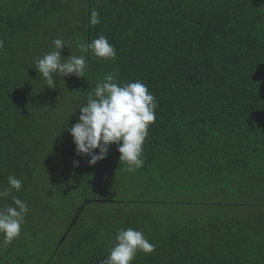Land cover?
I'll use <instances>...</instances> for the list:
<instances>
[{"label":"trees","instance_id":"trees-1","mask_svg":"<svg viewBox=\"0 0 264 264\" xmlns=\"http://www.w3.org/2000/svg\"><path fill=\"white\" fill-rule=\"evenodd\" d=\"M71 5L0 0V191L9 176L19 178L22 189L12 195L30 209L0 257L102 264L116 232L131 227L155 244L134 264H264V0H78L77 11L63 12ZM101 34L117 50L114 61L89 53L85 78L54 77L56 87H46L34 66L56 50L53 40L66 42L68 58ZM114 69L122 84L139 80L158 102L135 173L120 164L115 144L90 166L71 134L68 145L58 137ZM59 148L69 169L47 172L45 197L31 194ZM115 187L124 198L109 202L103 194ZM10 205L11 196L0 199ZM72 212L65 233L73 243L44 259L38 238L27 237L35 215L62 221Z\"/></svg>","mask_w":264,"mask_h":264},{"label":"clouds","instance_id":"clouds-1","mask_svg":"<svg viewBox=\"0 0 264 264\" xmlns=\"http://www.w3.org/2000/svg\"><path fill=\"white\" fill-rule=\"evenodd\" d=\"M99 23L100 14L93 9L90 24L95 26ZM52 43L56 50L37 58L34 66L48 88L56 87L54 77L74 75L85 78L86 71H90L89 53L104 61H114L117 56L115 46L102 34L89 43L77 45L80 55L71 54L68 58L62 56V50L68 48L63 39H55ZM3 47L4 42L0 40V49ZM87 93V102L78 108V122L68 129L76 145V154L89 156V165L95 166L106 159L110 146L115 144L120 153V164L127 166V172L135 173L145 163L144 145L158 108L155 95L139 80L122 84L118 69L106 73L102 81ZM96 149H99L98 154ZM74 166L78 167L79 162L75 161ZM22 186L19 178L9 176L8 187L0 191V199L9 196L12 199V205L0 207V249L9 247L20 237L30 211L25 201L12 195L13 190L20 192ZM154 251L155 244L142 230L121 228L116 232L115 242L102 264H134L138 253L148 255Z\"/></svg>","mask_w":264,"mask_h":264},{"label":"rangeland","instance_id":"rangeland-1","mask_svg":"<svg viewBox=\"0 0 264 264\" xmlns=\"http://www.w3.org/2000/svg\"><path fill=\"white\" fill-rule=\"evenodd\" d=\"M77 2L78 0H63V4L65 6L71 5L70 11L69 10H64L63 12H65L66 14H73L71 11H73V8L77 11ZM69 11V12H68ZM61 121V127L62 128L63 122ZM70 132L68 130H61V132L58 134V137H61V139L65 140L66 142L63 141V143H65V145H68L69 142H71V139L69 137ZM71 148V147H70ZM40 159H37V163L41 162L40 164H42L43 162L41 161V157H39ZM68 157L65 156V153L61 150V148L58 149L57 152L53 153L52 155H50L49 159L45 162V164L41 165V172L38 174L39 178H38V182L35 179V183L38 185L37 191H33L31 194L33 195H37V196H42L45 197L43 194L46 193L47 189L45 186L46 183L50 182V177L49 175H47V172L51 175V172H59V167L58 165L61 164V166L63 167V165H65L66 170L69 169V162H68ZM30 167V165H29ZM37 168V167H36ZM105 195V198H107L109 200V202H113L115 198H124V194L122 192H119V190L117 189V187L114 188V192L113 194L110 192L107 195ZM131 198V197H130ZM115 204V203H113ZM115 206V205H114ZM74 218V212H72L69 216H67L64 220L60 221V220H56L54 218V220L52 219V217H48V215L46 213H38V215H35V220H34V224H33V229L32 231L27 235V237H34L36 236L38 238L39 241V253L40 255L44 258V259H48V257L50 256V252L53 249V247L56 249L59 246H62V244H71L73 243V239L71 238H67L65 231L67 230L68 227H70L72 221ZM57 223H56V222ZM66 236V237H65ZM30 244V243H29ZM64 247V246H63ZM2 257L1 258V263L2 264H17V262L15 261H11L10 259H5L3 254H1ZM3 260V261H2Z\"/></svg>","mask_w":264,"mask_h":264}]
</instances>
